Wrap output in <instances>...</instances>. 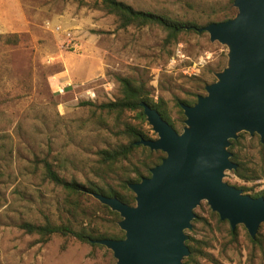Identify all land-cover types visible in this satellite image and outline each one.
I'll list each match as a JSON object with an SVG mask.
<instances>
[{"label": "rangeland", "instance_id": "1", "mask_svg": "<svg viewBox=\"0 0 264 264\" xmlns=\"http://www.w3.org/2000/svg\"><path fill=\"white\" fill-rule=\"evenodd\" d=\"M119 1L200 26L230 10L229 0ZM164 39L157 26L118 28L95 0H0V264H115L101 245L58 235L42 240L18 225L68 221L98 233L114 230L113 211L90 195L68 197L45 178L43 163L67 181L118 190L120 166L108 172L96 153L125 144L126 125H141L152 140L157 137L137 112L100 108L119 97L117 77L142 85L154 103L165 102L174 122L175 100L189 92L204 95L203 86L226 65V47L204 32L181 34L172 44ZM237 140L233 152L257 179L243 182L226 171L223 181L249 194L263 190L258 136L241 133ZM210 212L205 202L194 209L204 221L193 236L207 243L209 255L198 264H264V223L258 229L262 244L253 245L242 225L233 238L229 224Z\"/></svg>", "mask_w": 264, "mask_h": 264}, {"label": "water", "instance_id": "2", "mask_svg": "<svg viewBox=\"0 0 264 264\" xmlns=\"http://www.w3.org/2000/svg\"><path fill=\"white\" fill-rule=\"evenodd\" d=\"M232 7V18L196 29L226 47V65L194 104L179 103L181 132L141 104L157 138H140L136 144L165 157L149 177L127 185L134 204L90 193L119 216L122 239L91 240L109 250L115 264H184L189 256L186 231L201 202L232 231L242 225L252 240L264 223V198L243 194L223 181L225 172L237 167L230 159L231 141L247 133L264 142V0H233Z\"/></svg>", "mask_w": 264, "mask_h": 264}, {"label": "trees", "instance_id": "3", "mask_svg": "<svg viewBox=\"0 0 264 264\" xmlns=\"http://www.w3.org/2000/svg\"><path fill=\"white\" fill-rule=\"evenodd\" d=\"M95 1L97 2L98 7L101 10L109 15H112L115 18L118 28L125 29L129 26H157L164 32V41L168 44L175 43L179 35L189 32H196V29L202 27L194 21H183L163 14L137 10L119 0ZM229 1V12L222 14L218 20H211L206 24L212 22H223L232 18L235 14V10L232 9L233 0ZM5 40L8 43L10 41L9 38H5ZM198 81L200 82V80ZM117 82L119 84V97L114 101L101 104V109L105 110L108 113L137 112L141 124H145V116L141 107V104L145 103L146 105L155 109L159 113L160 117L164 121H166L174 130H176L175 126L176 124H178L180 127L179 132H181L183 128L184 120V116L182 114V110L179 107V103L192 105L195 103L196 98L200 96L193 92H189L187 93V96H189V98H186L184 100L176 99L175 107L177 108L179 116L177 120L173 122L169 117L165 102L159 100L157 103H154L151 98H149L148 93L145 91L142 85L137 84L133 79L125 77H117ZM204 87L205 85L203 86V88ZM122 133L127 139V142L125 144H119L112 149H102L96 153L100 163L108 168V172L112 171L113 168H116L118 165L120 166V169L122 171V178L118 179V190L109 185L98 187L96 185L89 184V186L86 187L83 184L76 182L75 180L67 181L66 179L60 177L47 162L43 163L45 178L52 184L60 187L68 197L74 195L78 196L90 195V193H99L107 197H116L118 200L127 205H133L134 195L127 188V185L129 183L139 182L140 179L144 177H149L150 169L158 165L165 157V154L161 151H150L148 148L136 144V142L140 138L146 140L151 139L141 125H126ZM237 144L238 140L231 141L230 147L228 149L231 153V161L237 165L236 169L231 172L243 182L255 181L257 179V176L246 174L241 162L238 161L237 154L233 152V149L235 148V146H237ZM258 145L262 150H264V142L261 144L258 141ZM125 161V165H120ZM130 174H132V178H129ZM240 190L243 194H247L253 198H264V189L258 192H254L253 194H249V189L245 187H242ZM67 202L72 206L73 209H75V207L73 206L74 200H67ZM103 208L107 209L105 206H103ZM109 213L114 215L116 217V220L118 219L117 213ZM210 214L218 217L214 212H210ZM194 215L195 218L192 221V228L186 232L188 239L186 240L185 244L189 250V256L183 260L184 264H198L199 259L209 258V255L206 252L207 243L202 240H198L193 236L195 226L204 221V219L195 213ZM116 220L111 222L114 230H112L111 232L102 233L96 232V230L89 225L74 228L68 221L60 222L57 224L46 221L45 223L40 225L23 222L18 225V228L23 230L24 233L36 235L42 240L48 239L52 235H58L62 237H71L80 242L90 243L92 246H99L98 244H92L91 240L104 238L120 240L124 237L123 232L116 225ZM229 235L233 238L236 237L237 229L235 228V230L233 231L230 229ZM260 237L261 235H259L257 232L255 239L252 240L251 238H249V242L253 245L260 246L262 244Z\"/></svg>", "mask_w": 264, "mask_h": 264}]
</instances>
